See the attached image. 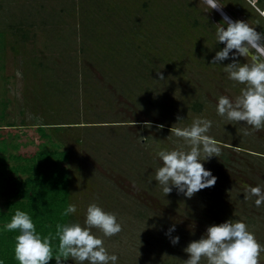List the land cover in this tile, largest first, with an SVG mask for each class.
I'll return each mask as SVG.
<instances>
[{
	"label": "rangeland",
	"instance_id": "374dc122",
	"mask_svg": "<svg viewBox=\"0 0 264 264\" xmlns=\"http://www.w3.org/2000/svg\"><path fill=\"white\" fill-rule=\"evenodd\" d=\"M214 2L264 36V0L259 11L250 0ZM222 19L205 0H0V125H14L1 132L0 161L8 167L54 144L66 151L62 167L77 205L71 221L84 226L91 202L115 213L119 233L92 232L117 264H183V248L227 219L243 220L264 245V204L247 192L264 188V128L215 108L219 96L235 99L244 87L222 66L247 62L230 54L210 64L223 47L215 40ZM200 116L212 121L207 135L221 147L202 161L216 181L190 198L175 188L165 195L154 179L155 153L190 148L172 129ZM173 224L176 244L165 235Z\"/></svg>",
	"mask_w": 264,
	"mask_h": 264
},
{
	"label": "clouds",
	"instance_id": "9594fccd",
	"mask_svg": "<svg viewBox=\"0 0 264 264\" xmlns=\"http://www.w3.org/2000/svg\"><path fill=\"white\" fill-rule=\"evenodd\" d=\"M207 3L211 8H220L214 0H207ZM250 3L253 8L260 10L257 0H250ZM222 22L217 23L215 40L223 42V47L215 52L210 64L221 65L220 62L229 58L230 54L232 57H246L247 62L232 59L222 66L229 80L241 83L244 87L235 99L219 96L215 105L216 113L230 121H242L252 130L264 128V59L252 51L255 49L257 53H264V36L244 20H233L224 15ZM211 126L212 121L206 117H195L190 125L172 129L176 136L184 138L190 148L160 149L155 153L160 166L155 170L154 179L165 195L175 188L190 198L196 191L214 185L216 177L202 163L221 151L217 141L207 135ZM244 131L247 134L248 129ZM247 192L254 198L256 206L264 204V188L249 185ZM76 212V203H67L60 215L70 217ZM83 225L78 221L57 222L54 232L42 234L37 231L30 213L16 208L0 231L16 232L13 256L17 264H48L53 258L55 264H62L68 258L76 264H84L85 261L87 264H117V254L110 253L102 237L92 232L95 227L103 237L119 233L122 225L116 214L91 202L85 209ZM174 230L175 224L165 232L172 244L179 242L178 235H171ZM53 241H58V244L54 245ZM183 251L188 254L183 264H200L202 258H206L207 264H264V245L243 220L227 219L208 225L200 238L190 241ZM0 264H5L4 257H0Z\"/></svg>",
	"mask_w": 264,
	"mask_h": 264
},
{
	"label": "trees",
	"instance_id": "16d2710c",
	"mask_svg": "<svg viewBox=\"0 0 264 264\" xmlns=\"http://www.w3.org/2000/svg\"><path fill=\"white\" fill-rule=\"evenodd\" d=\"M4 35L0 32V49L4 47ZM14 125H0L1 133ZM36 131L42 136L43 127L36 126ZM3 130V131H2ZM2 139V138H1ZM53 150L38 149L32 156L13 159L11 166H4L0 161V173L2 177V190L5 201L0 209V229L14 214L16 208L30 213L36 225L37 231L47 234L55 231L57 222L71 221L70 217H61L60 212L70 203L69 184L70 176L62 167L68 160V153L60 150L58 144H54ZM15 231H0V257H4L5 264H17L13 256V244ZM58 244V241H53ZM53 254H56L54 248ZM55 264V259L48 261ZM62 264H68V259Z\"/></svg>",
	"mask_w": 264,
	"mask_h": 264
},
{
	"label": "water",
	"instance_id": "95a60500",
	"mask_svg": "<svg viewBox=\"0 0 264 264\" xmlns=\"http://www.w3.org/2000/svg\"><path fill=\"white\" fill-rule=\"evenodd\" d=\"M220 15L222 14L224 16V14L222 13V11L220 9L214 8Z\"/></svg>",
	"mask_w": 264,
	"mask_h": 264
},
{
	"label": "bare ground",
	"instance_id": "6f19581e",
	"mask_svg": "<svg viewBox=\"0 0 264 264\" xmlns=\"http://www.w3.org/2000/svg\"><path fill=\"white\" fill-rule=\"evenodd\" d=\"M207 2V0H205Z\"/></svg>",
	"mask_w": 264,
	"mask_h": 264
}]
</instances>
